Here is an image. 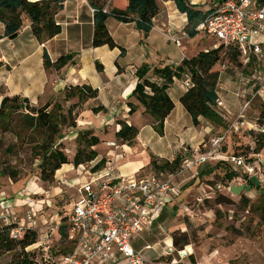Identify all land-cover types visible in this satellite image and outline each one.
<instances>
[{
	"label": "rangeland",
	"instance_id": "1",
	"mask_svg": "<svg viewBox=\"0 0 264 264\" xmlns=\"http://www.w3.org/2000/svg\"><path fill=\"white\" fill-rule=\"evenodd\" d=\"M112 5L123 7L119 0H113ZM158 5L161 6L162 4ZM172 5L175 6L174 3ZM199 6L203 11L211 9L210 3H205V1L200 2ZM111 21H115L113 17L109 22ZM110 30L114 32L116 39L128 49L127 54L120 56L118 47L110 49L106 45L96 47L98 49L93 53L92 50L95 47L89 42V32L86 35L87 44L84 46L85 42L81 40L75 43L66 28L59 37L51 40L47 48L48 51L55 49L58 53L60 51L63 54L73 53L76 63L83 67L88 85L97 88L103 82H108L110 92L116 93L124 83L126 84L130 80L134 71L133 68L140 67L142 64H148L150 67L158 64L174 66L183 53V47L184 53L192 56L200 47L208 46L209 41L211 45L215 43L214 40L208 41L206 37L197 32L194 36H188L187 40H181L183 45L181 48L162 35V49H159L157 53L151 50L141 52L140 49L143 44H140L141 38L133 34L127 25L122 24L119 28H115L110 24ZM142 41L144 42L143 38ZM225 51L224 49L222 52L220 66L219 64V67L216 66V69H221L216 86L219 98L218 110L224 116L225 125L217 126L210 122L212 126L210 135L226 132L222 151L224 150L227 154L243 155L246 162L250 160L249 158H253L250 161L256 166V172L260 173L264 171V150L251 152L255 144L249 135V130L254 128V133H258L255 125H257L256 119L260 111L261 100L255 99L244 109V116L248 121L246 126L234 131L229 130L228 125L242 106L241 101L236 96L238 92L243 91L240 73L250 76L256 71H260L262 65L254 59V62L243 67V70H239L237 62H230ZM101 53L103 55L100 57L99 54ZM92 56L95 57L94 60L91 59ZM32 60L35 62L36 57H33ZM95 60L102 64L101 72L96 67ZM115 61L124 71L122 74H117L118 67ZM223 64L225 67H222ZM71 67H73L72 64L66 65L63 67V72ZM3 70L6 68L0 69V79L6 81L4 86H14L24 76L30 79L36 76L35 69L29 65L16 66L8 78L1 74ZM50 74H53L54 79H59L55 72ZM66 81L67 83L79 81L80 84H83L80 82V75H73L72 77L67 75ZM183 83L184 78L182 77L175 78L174 82L169 85L174 99L178 93L186 90ZM3 96L9 95L0 93V101ZM54 99L47 110L52 109L55 116L63 112L67 117L64 120L60 119L59 131L52 133L51 141L47 140V133L44 130H31L27 126L24 120L26 112L24 108L14 112L7 121L0 120V172H5V174L0 173V211H5L9 218V221L0 218V226L8 224V222L27 226L32 219L36 221L34 230L37 234V242L25 248L28 260H33L32 264H50L47 262L48 258L57 263L59 257L68 250L71 238L66 232V214L72 208L76 198L75 189L87 181L89 176L97 174L103 169L101 167L96 172L91 171L89 168L93 162L79 166L69 162L55 172L52 181H44L40 177L39 169L41 147L52 144L53 147L63 150L71 161L79 145V132L90 129L101 140L93 147L98 154L97 158L99 160L107 159L112 153L107 142L109 140L117 141L115 126L118 121L126 122L120 114L119 109L122 106L117 103V100L113 102L107 95L102 94L100 98L97 96L83 100L81 102L82 110L86 114L78 117L74 115V111L70 116L67 115L72 105L67 102L63 91L56 93ZM27 100L29 105L35 108L45 105L48 101L44 97H40L38 100L34 99L33 102ZM178 104L183 110L182 104ZM72 108L76 109L75 107ZM174 112L178 113V108ZM185 112L184 131L175 134L170 133V131L167 132L164 142H168L170 147H172L171 141L174 142L173 146L179 143L184 145L183 142H185L184 148L187 150L198 142L204 133H208L204 132V125L195 126L190 115L186 110ZM115 121L117 122L116 125ZM142 121V118H138L134 122L141 125ZM153 132V127L150 125L141 130L139 128L138 142L132 145L134 148L133 155L140 151L142 141L151 145L153 143L152 136L161 135L157 131ZM210 135L206 137V140ZM246 147H249L250 150L245 149ZM242 152L247 153L245 155ZM124 157L120 160L117 158V168L123 174L130 175L125 172L127 166H124L122 160L132 156L125 153ZM149 167L146 168L145 173L153 170ZM208 167L211 168L210 172L198 174L197 177L188 179L189 181L187 180V183L181 186L176 202L165 208L152 231L147 230L135 235L138 237L139 243L148 242L152 246L150 254L154 251L158 253L165 248V238L168 235L172 238V245L173 237L178 236L187 244L173 246V255L170 258H175L182 263L264 264V179H260L261 185L259 187L252 185L251 190H242L239 195H235L229 190L231 185H248L247 177L249 178V176L245 170L238 167L235 169L214 160L208 165L206 163L199 167L198 172L200 173ZM231 170L236 171L238 175L229 181L226 174ZM62 179L68 180L67 185L61 182ZM159 224L165 229L157 228ZM182 251H185L186 254L183 255ZM20 256L19 247L9 252H2L0 264H16L21 259Z\"/></svg>",
	"mask_w": 264,
	"mask_h": 264
},
{
	"label": "trees",
	"instance_id": "2",
	"mask_svg": "<svg viewBox=\"0 0 264 264\" xmlns=\"http://www.w3.org/2000/svg\"><path fill=\"white\" fill-rule=\"evenodd\" d=\"M65 1L66 0H0V22L4 25V32L0 35V40L2 38H16L27 22L30 23L33 35L41 43L58 35L61 33L62 27L56 22L54 17L56 13L63 8ZM119 1L123 4V7L112 6V8H105V0H87L89 5L94 9L91 45L93 47L106 45L110 49L118 47L120 49L119 55L123 56L125 55V48L119 46L109 33L106 25L107 19L113 17L121 23L134 22L143 37H146L153 27V18L158 13V5L156 0H125V3H123L122 0ZM172 1L176 9L186 16L187 24L184 28L185 32L189 36H194V34L197 33L195 26L211 11H203L199 5L192 4L189 0ZM256 1L260 4L264 3V0ZM224 49L226 50L225 54L228 55L230 62H237L240 68L239 70H243V65L239 58V51L234 46H224L222 44L217 47L208 48L207 50H201L191 57L182 59L180 63L174 66L165 64L150 67L148 64H142L135 71L138 81L128 96V113L132 114L138 107H141L145 113H149L154 118V129L159 134H163L164 120L174 108V101L169 96L167 89L169 85L174 82L175 78H182L185 74H188L191 86L182 93L179 101L190 115L193 124L197 126L199 124V117H202L217 126L225 125L224 116L218 110L219 98L216 92L221 70L216 69V66H218V64L220 66ZM42 57L44 67L46 69L52 68L55 71H60L68 64L74 65L76 63L73 53L61 55L56 60L51 61L45 48H43ZM252 62H254V59H252L250 63ZM95 64L98 70L101 71L102 64L98 61H96ZM115 64L118 67V72H120L122 68L117 61H115ZM222 67H225V65L223 64ZM151 77L153 78L151 79ZM64 89L66 100L77 96L79 98V103L83 100L97 97L98 95V89L88 84L69 85ZM78 104H73L70 107L67 113L68 116H70L74 110L72 107H76ZM50 105L52 104L46 103L39 108H35L34 106H30L28 100L20 95L3 96L0 101V120L7 121L14 112L24 108L26 109L24 120L27 126L31 130H44V132L47 133V140L49 141L52 133L59 131L60 119L64 120L67 117L63 112L55 116L52 109L47 110ZM118 124L120 127L115 132L117 141L129 146L134 145L138 135V129L133 125L127 124L125 121H118ZM256 124L262 127L263 131L254 133L253 129L249 130V135L252 137L255 144V147L251 151L254 153L264 150V100L261 101ZM100 141L99 136L95 135L90 129L79 132V145L71 161L60 148L53 147L52 144L42 146L40 152L41 162L39 163L41 179L44 181H52L55 172L66 163L72 162L75 166H79L94 161L98 154L93 147ZM224 144L219 148V152L227 154L224 150L222 151ZM245 149L248 151L250 150L249 147ZM247 152H242V154L246 155ZM187 154L188 150H184L176 154L172 160L159 161L156 158H152L148 166L155 172H170L179 167ZM231 154L240 155L236 153ZM249 159L251 160L253 158ZM105 162V158L100 159L91 168V171H96L103 167ZM218 162L226 164L227 166H232L224 160ZM210 171L211 168L208 167L199 174ZM0 173L5 174L3 171ZM237 175L236 171L231 170L226 174V177L231 181ZM247 183L250 184L248 177ZM14 226L15 223H8L0 226V254L19 247L21 259L16 264H32L31 262H33V260H28L25 248L37 242V234L34 229L27 230L20 239L15 240L11 237V229ZM72 243L71 240L70 247L65 253L72 249ZM179 244L183 246L186 245L187 242L178 236H174L173 246L177 247ZM172 255L173 253L162 258L170 261L172 260V258H170ZM171 264L186 263L176 261Z\"/></svg>",
	"mask_w": 264,
	"mask_h": 264
},
{
	"label": "built area",
	"instance_id": "3",
	"mask_svg": "<svg viewBox=\"0 0 264 264\" xmlns=\"http://www.w3.org/2000/svg\"><path fill=\"white\" fill-rule=\"evenodd\" d=\"M94 9H92V12ZM211 12L200 21L195 30L203 36L212 38L219 45L234 46L239 51L243 67L252 59L260 62L262 69L248 76L241 74L243 91L236 94L242 106L238 114L229 121V130H237L247 125L244 109L255 99L264 100V3L256 0H213ZM176 45L181 37L169 36ZM184 87L191 86L188 74L183 76ZM219 105V100H218ZM257 131L263 128L255 125ZM254 129V128H252ZM226 132L210 136L197 147L188 150L179 167L170 172L151 171L136 177L120 173L117 168V154L112 155L106 168L88 177L87 181L76 187V198L66 214V232L72 240V249L62 254L58 262L50 264H171L175 258L162 257L173 253L167 246L164 253L154 259H147L144 250H151L146 244L137 250L131 238L140 233L156 214V207L165 197L179 195L182 183L195 178L199 167L215 158H221L235 168H243L248 176L256 175L264 179V171L257 173L256 166L243 155L222 154L219 148L224 144ZM111 150L118 149L116 141H109ZM91 170V169H90ZM61 182L67 185V179ZM33 200V199H32ZM0 218L9 221L5 211ZM9 223V222H8ZM36 221L28 225L17 224L11 229V237L20 239L27 230H33ZM43 236V235H41ZM179 253V252H178Z\"/></svg>",
	"mask_w": 264,
	"mask_h": 264
},
{
	"label": "crops",
	"instance_id": "4",
	"mask_svg": "<svg viewBox=\"0 0 264 264\" xmlns=\"http://www.w3.org/2000/svg\"><path fill=\"white\" fill-rule=\"evenodd\" d=\"M31 1H35V0H31ZM122 1H123V3H125V0H122ZM160 1H162V2H160ZM189 1L192 4H197V5H200V2L205 1V3H210L211 7L213 4V0H189ZM112 2H113V0H106L105 8H112V6H113ZM156 2H157V5L158 4H162V5L161 6L158 5V13L153 18V27L148 32L146 37H143L142 33L137 29L134 22H131V23L118 22L117 23V20H115V19H114L115 21H111V22H109L111 18L107 19L106 25H107L108 31L111 34V36L114 38V40H116L115 42L119 46L123 47L124 45H122V43L116 39L114 32L110 30V24H112L115 28H117V27L119 28L122 24L127 25L130 28L131 32L133 31V34H136L139 38H141L140 44L143 43L141 45L142 48L140 49L141 52L151 50V51H155L157 53L159 49H162V38H161L162 35L167 40H169V36H171V35L181 37V40H185V39L187 40L188 39L189 35L185 32V29H184L186 24H187V19H186L185 14L180 13L176 9V7L172 5L174 3L172 0H156ZM251 2H252V0H251ZM92 9L93 8L89 5L87 0H85V1L66 0L63 4V8L61 10H59L54 17L56 22L59 23L60 25H62L61 26L62 27L61 33H59L58 35L54 36L51 39L45 40L43 43H41L33 35L29 22L26 23V25L20 31V33L18 34V36L16 38H14V39L2 38L0 40V69L6 68V70H3L1 74L4 75L6 78H8L11 71L16 66H19V65L28 66L29 65V66H33V69H35L36 76L31 77V79L26 78V76H24L22 78V80H20L14 86H9V85L4 86V83L6 81H3V79H0V85H1L0 86V93H3V94L7 93L9 96L20 95L26 99H29L32 102L34 101V99L38 100L40 97H44L46 100H48L46 103L52 104V102H54L53 100H55L54 98L56 96V93H59L60 91L61 92L63 91V93H64L65 89L63 90V88H65L66 86L81 85L79 83V81L77 83L75 81H73V83H67V81H66L67 75L68 76L71 75V77L73 75H80V78H81L80 82H82L83 84H88L87 83L88 79L85 76L86 74L83 71L82 65L75 63L73 65V67L68 68L64 72H63V68L60 71H55L52 68L46 69L43 65L42 53H43V48L47 49L46 51H47L51 61L56 60L61 55H64L60 51L58 53V51H56L55 49H52V51H50V50L48 51V48H47V45H49V43L51 42L52 39L59 37L64 32V28L67 29V31L69 32V36L71 37L72 40L75 41V43H78L81 40V41L85 42L84 46H86V44H87V36H86L87 32H89V34H88L89 35V42H91L92 35H93V20H92L93 12H92ZM207 11H209V10H207ZM3 32H4V25L2 22H0V35L3 34ZM204 37H206V36H204ZM142 38L144 39V42L142 41ZM206 38L208 39V41L213 40L212 38H209V37H206ZM260 39L263 40V44H264V36ZM213 45H214V43L211 45V43L209 41L208 46L200 47V49H197L193 53V55H195L197 52H199L201 50H207L208 47L211 48V47H213ZM178 46H181V48H182L183 45L181 43ZM124 48H125V54H127L128 49L125 46H124ZM97 49L98 48L95 47L92 50L93 53ZM74 50H77V49H74ZM184 52L185 51H184V47H183V53L181 54V57H180L178 63H180L181 60L186 58V57H191ZM69 53H71V52H69ZM102 55H103V53L99 54L100 57ZM33 57H36L35 62L32 60ZM94 58H95L94 56L91 57V59H93V60H94ZM95 61H97V60H95ZM178 63H176V64H178ZM158 65H161V64H158ZM154 66H157V65H154ZM137 68L138 67L133 68L134 71L132 72V75L130 73V75H131L130 80H128L126 82V84L124 83L122 85V87L116 91V93H114V92L111 93L109 90L110 87H109L108 82H103L101 85H99L97 87V89H98V95L97 96L100 98L101 95L103 94V95H107V97H110L113 100V102H115L114 100H117L118 101L117 103L122 106L121 109H119L120 114L122 115V118L124 120H126L127 124L135 126L138 129V134H140L139 128L141 130L143 127L146 128L148 125L152 126L153 131L156 132V130L154 129V123H155L154 118L149 113H145L141 107H138L136 109V111L132 114L128 113V107L126 106V102L128 101V96L130 95V93L132 92L134 86L136 85V83L138 81V78L135 75V71ZM52 72H55V74H57L59 79L58 78H57V80L54 79L53 74H50ZM99 72H101V71H99ZM123 72L124 71L121 69L120 72L117 71V74H122ZM152 78L153 77H151V79ZM6 80H8V79H6ZM170 88L171 87L169 86L167 89V92H168L169 96L172 98V100L174 101V108L164 120L163 134L158 136L157 133H155V135H157V136H152L153 143L151 145H148L146 143V141H142L141 145L139 144L141 147L140 151H137V153L135 155H133V152H134L133 146H129L127 144H121L120 142L116 141V143L118 144L119 147L115 151L111 150L112 153L109 155V157L107 159H105L106 162L103 165L102 171L106 168L108 161H110L112 159L113 154H117V158H118V160H120L121 158H125L124 155L126 153V155H129L132 157L122 160L124 166H127V169L125 172L130 174V175L136 176V177H141V176H144V175L149 173V172L145 173V170L148 167V164L150 163L152 158H156L159 161H161V160H172L176 154L186 150V148H184L185 142H183L184 145L179 143V144L173 146L174 142L171 141L170 144L172 147L169 146L168 142H164V139L166 138L168 131H170V133L172 132V134H175L176 132L184 131L183 128L185 127L183 121H185V113L186 112L184 109L182 110V108H180V106L178 104V103H180V101H179L180 96L182 95V93L185 90L182 93H178L176 95L177 97H175L176 99H174L172 97L171 92H170ZM67 102H70V105L78 104L79 98L77 96H75V97L68 99ZM75 108L76 109H74L73 111H74V115L76 117L83 116L86 114V112L84 110H82V104L81 103H79ZM176 108H178V110H179L178 113L174 112ZM138 118L143 119L141 125H138L137 123L134 122ZM246 122H248V121L246 120ZM116 123L117 122L115 121V125H116ZM202 125H204V127H205L204 132H206V133L208 132V133L205 134L203 132L204 133L203 137H201V139L198 142L194 143V145L191 148L197 147L202 141L206 140V137L208 135L211 134V130H212L211 127L212 126H211L210 122L205 120L202 117H199V124L197 125V127H200ZM187 126H189V125L187 124ZM119 127H120L119 124H117L115 126V132L119 129ZM214 135H216V134H214ZM210 136H212V135H210ZM138 139H139V137L137 135L135 144H137ZM157 139H159V141H157ZM149 140H151V139H149ZM109 141H114V140H109ZM186 147H188V146H186ZM189 148L187 150H189ZM98 160L99 159L96 157V159L94 161H92L93 165H91V167L89 169H91L97 163ZM214 160L216 162H218L222 159L221 158H219V159L215 158L213 160H210V162H208L207 165L209 163H212ZM118 166H119V164H118ZM119 172L123 173L121 170H119ZM186 183H187V180L182 183V186H184ZM75 192H76V189H75ZM176 197H173V199H172L170 197L165 196L160 201V203L157 205L156 214L153 217L152 221L148 225H146V227H144L141 232H144L147 230L149 232L152 231L154 225L156 224V222H158L159 218L162 216L165 208H167L168 206L173 204V202H176ZM157 228L165 229L164 226H162L160 224L157 226ZM137 238H138L137 236H133L131 238V243H132L133 247L136 248L137 250H142L144 245L149 244L148 242H146L144 244H140L139 240ZM165 242H166L165 248L163 250L158 251V253L154 251V253L152 252L150 254V251L152 250L151 249V250H144L143 255L147 259H154V258L162 255L164 253L165 249L167 248V246L173 247L172 238L169 235L165 238Z\"/></svg>",
	"mask_w": 264,
	"mask_h": 264
},
{
	"label": "water",
	"instance_id": "5",
	"mask_svg": "<svg viewBox=\"0 0 264 264\" xmlns=\"http://www.w3.org/2000/svg\"><path fill=\"white\" fill-rule=\"evenodd\" d=\"M248 179H249L250 184H248V185H245V184H237V185H234L233 184V185L230 186L229 190L233 194L239 195L242 190H245V191L251 190L252 189V185L254 187H259L261 185V180L256 175H251V176H249ZM181 253L183 255L186 254L185 251H182Z\"/></svg>",
	"mask_w": 264,
	"mask_h": 264
}]
</instances>
